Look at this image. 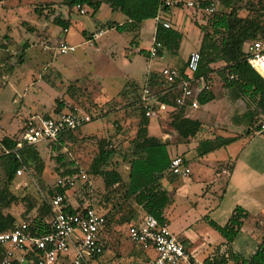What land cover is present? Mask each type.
<instances>
[{"label": "rangeland", "instance_id": "374dc122", "mask_svg": "<svg viewBox=\"0 0 264 264\" xmlns=\"http://www.w3.org/2000/svg\"><path fill=\"white\" fill-rule=\"evenodd\" d=\"M51 1L56 2L58 0H0V136L1 134H11L10 132L13 130L11 119L20 100L17 97L18 94L14 95L10 92L9 81H13L15 75H22L24 79L19 86L24 85L26 87L27 77L31 75L36 77V87L37 85H44L46 88V90L43 89L41 96L36 99L41 115L53 114L57 104L61 103L62 112L75 111L93 117L88 123L74 130L72 139H69L60 150L59 153L63 156V161L65 163L72 162L73 165L85 172L91 158L96 153L97 140L108 139L107 148L112 149L114 153L108 160L106 168H114L120 174L122 181H125L127 165L121 160V157L123 155L128 156L131 140L135 133L139 114L137 101L140 85L137 84L138 89L134 90L133 85L124 82V79L132 77L139 81L140 76L147 70H155L166 64H172L175 68L181 66L184 63L185 53L189 50H198L203 41V37L194 23L203 25L209 14L203 10L190 7H181L179 11L174 8V4L171 5L169 16L171 20H176L182 34L177 55L171 56L164 52L160 56L145 57L143 54L129 53V56L126 57L123 52L129 49L134 40L143 50L150 47L153 31L152 19L142 21L136 31L117 32L104 25L106 22L121 24L123 16L119 12L111 11L106 4H101L94 14H91L88 8H83L85 11L83 14L78 13L76 8L67 13L66 8H62L57 3L51 8L52 15L49 14L50 8H44L39 15L34 14L33 7ZM179 1L178 4H184L188 0ZM199 1L201 0H197V3ZM244 1L240 0L238 3V15L245 14ZM250 1L255 2L257 0ZM212 2L215 4V0ZM56 15L68 18L69 24L66 32L62 33L59 26L52 24V18ZM164 17L166 18L167 15ZM171 25L175 26V24ZM98 30H101V33L94 41L87 43L85 40L91 35L90 32ZM82 31L84 34L81 33ZM57 38L74 46V50L62 55L57 54L55 50ZM132 39L133 42L130 43ZM24 42L28 45L25 50L24 62L14 67L9 81L2 86L1 77L7 74L4 69L5 65L3 66L4 60L8 65H15L16 54ZM221 65V62H217L213 67H220ZM40 75H46L54 87L50 88L44 84L39 78ZM30 80L31 77L28 78L29 83L32 82ZM143 84H145V79L141 85ZM209 84L210 91L213 90L216 96L214 104H217L218 101L219 103L216 106L209 104L207 107H198L194 110L186 109L187 116L191 119L208 121L211 112L218 108V119L213 120L214 117L210 116V124L204 125V133L201 134L219 133L224 136H230L237 132L243 134L245 131L243 127L246 125L237 124L233 120L236 126L232 127L230 123L225 122V117L230 112H225L224 103H228V105L231 103L225 99L221 82L214 73ZM68 86L71 90H66ZM245 107V102L238 100L231 113L239 114ZM168 113H161L156 119H149L151 134L148 132V135L164 141L173 154L177 145L187 144L188 141L177 137L169 128ZM195 119L193 120L195 121ZM256 123L257 120L255 119L251 127L253 128ZM215 126L217 128H214ZM14 133L16 135L17 130ZM238 145L239 143L230 149H218L206 160L224 158ZM44 147L45 143L37 145L40 156L48 162L42 173V183H46L47 188L41 189V185L33 177V171L31 174L24 172L20 176L14 177L9 187L10 191L17 196L18 201L10 205L5 211L14 213L15 223L27 221L34 215L32 210L24 214L26 203L36 207V204L38 205L43 200L41 199L42 196L48 194L46 190L51 185L49 183L55 179L58 165L51 155L56 156L57 153H49L48 150H44ZM203 169L205 168L203 167ZM87 176L91 186L86 188L78 182L69 189L67 194L70 200L76 201L79 205L87 204L98 209L99 212L108 213L107 216L111 220L105 232L106 238L103 245L104 249H109L112 252L111 259H102L104 254L102 257L100 254L92 259V264H115L117 260L129 257L134 251V246L125 237V230L127 223L133 221L131 217L134 216L137 219L141 211L130 200L122 201V192L104 189L100 177ZM221 177L226 179L224 175ZM199 181L196 177L194 178V175L191 179L188 178L181 183L175 181L168 183L164 180L163 184L168 189L170 197L166 217L171 231H177L178 226L184 222L195 220L198 207H194L193 202L195 203L200 199V192H204L203 189L199 190V187L203 186V183ZM218 189L217 187L213 189L215 194L216 192L219 193ZM215 194H208L209 198L204 200L213 203L216 198ZM204 196L206 197V195ZM22 198L26 200H22ZM195 225L198 226V224ZM148 253L153 255L154 252L149 249ZM105 260L108 262L106 263ZM10 264L31 263L27 259L22 261L13 259Z\"/></svg>", "mask_w": 264, "mask_h": 264}, {"label": "trees", "instance_id": "16d2710c", "mask_svg": "<svg viewBox=\"0 0 264 264\" xmlns=\"http://www.w3.org/2000/svg\"><path fill=\"white\" fill-rule=\"evenodd\" d=\"M167 0H58L40 4V6L33 7L35 15L41 14L44 8H50L49 14L52 15L51 8L56 5L66 8L67 13L75 6L80 8H88L91 14H94L99 6L104 3L111 11L119 12L124 18L121 24L106 22L104 26L113 28L117 32L136 31L139 24L147 19H154L159 17L158 22L154 24L152 35V42L158 44L156 48V56L162 53H167L171 56H176L181 42L182 34L173 25L163 27L161 21L170 20L171 7L164 4ZM172 1V0H168ZM212 0L199 1L198 10L205 9ZM240 0H215L216 8L212 13H208L209 17L203 25L194 26L203 37V41L199 46L197 52L199 53V61L196 71L193 73L195 78L202 77L206 82L210 79V74L214 73L221 82L222 90L225 99L229 102L243 100L246 107L239 114L234 113L232 120L237 124L246 125L243 134L236 133L230 136L220 134L205 135L204 127L197 121L190 120L183 115V108H174L169 114V128L176 134L177 137L184 139L196 140L194 148L197 157H202L210 152L221 149L239 138L246 137L250 133H255L257 130V123L259 117L264 113V77L257 71L252 69L246 62V52L244 50L245 44L254 40H261L264 42V0H257L255 2L245 0L243 8L244 15H238V3ZM186 7L184 4H176L174 8L179 9ZM164 15H167L165 18ZM52 24L59 26L62 30H66L69 24L68 18L61 16H53ZM31 30V29H29ZM84 34V31L81 32ZM57 38L56 44L60 41ZM133 42V39L130 43ZM28 47L24 42L20 45V50L15 57V65H8L4 60L3 66L6 73H10L14 67L21 65L25 59V50ZM137 53L148 57L147 51L138 49ZM186 59V58H185ZM217 62H221L220 67H213ZM1 66V65H0ZM180 74L185 71V60L181 66H176ZM232 74L236 76L234 79H228L227 75ZM40 80L48 87H54L53 83L46 77L40 75ZM133 85V89H138L137 83H129ZM145 84L150 91H158L163 86V81L158 72H150L145 79ZM139 86V91L141 89ZM68 86L66 90H69ZM71 90V89H70ZM140 94V92H139ZM173 95L163 97L161 100L167 105H172ZM214 99L213 93L209 90L201 91L197 94V101L200 105L206 104ZM138 120L134 136L131 140V148L128 156L123 155L121 160L127 165V172L125 181H122L120 174L114 168H106L107 162L113 155L114 151L108 149V139H98L96 143V153L91 158L86 174L98 176L101 178L104 189L110 191H119L121 193V200H130L141 211L143 215H150L158 222L165 221L164 209L170 203L168 193L161 188L160 181L162 178L169 175L167 168L169 156L167 151V144L148 135L149 119L143 115V109L139 102ZM61 103L57 104L54 113L51 115H43V117L54 116L62 112ZM70 110H72L70 108ZM239 116V117H237ZM93 117L90 116V120ZM257 120L256 125L252 128L253 121ZM22 128V127H21ZM77 129V128H76ZM64 131L60 133L54 140L39 142L35 145H23L14 150V145L18 140L19 133L11 138L1 137L0 147L7 150V152H0V232L10 230L17 226L15 218L5 210L13 203L18 201L17 196L14 195L9 187L15 177V171L22 166H29L33 171V177L36 182L41 185V189L47 188L46 183H42V173L47 166V161L41 157L37 145L45 143L44 150L57 153L53 156L57 162L58 169L55 177L62 176L74 172L79 167L72 164V162L65 163L63 156L59 153L69 139H72L74 130ZM264 136V134H262ZM49 158H51L49 156ZM227 172L231 171V165L228 163L224 166ZM171 175V174H170ZM54 182V181H53ZM82 186L87 188L85 183ZM62 192V191H60ZM67 192H65V199L60 207V211L66 213H76L83 210L87 204H76L72 207L67 200ZM22 200H26L22 198ZM33 208V209H32ZM34 212V215L26 223V231L29 235L40 236L48 233L50 229V220L52 218V211L50 206L45 201H40L36 207L30 203H26L24 214L29 211ZM98 210V209H97ZM99 211V210H98ZM103 215L105 223L104 230H107L110 218L108 213L100 211ZM140 217V216H139ZM137 217V218H139ZM249 218L247 211L239 206H234L224 223L220 226L213 221L204 218L210 228H212L223 240L225 249L222 253L214 255L212 258H206V264H264V237L257 236V245L253 253L248 259H244L230 250V244L240 230L243 221ZM136 218L131 217L132 223H138ZM103 240V238H101ZM180 243L186 249L187 243L185 240H180ZM136 251L141 250L140 247L134 246ZM1 256V252H0ZM27 260L31 258L27 256ZM33 262V261H32ZM32 264V263H31Z\"/></svg>", "mask_w": 264, "mask_h": 264}, {"label": "built area", "instance_id": "2783aa9c", "mask_svg": "<svg viewBox=\"0 0 264 264\" xmlns=\"http://www.w3.org/2000/svg\"><path fill=\"white\" fill-rule=\"evenodd\" d=\"M179 0L164 1L167 6L176 5ZM184 5L190 8H198L199 3L185 1ZM214 2L203 9L206 13H212ZM78 13L85 11L75 6ZM160 21L159 17L154 18ZM163 27L168 23L161 21ZM66 30H62L64 33ZM101 31L93 32L85 40L87 43L94 41ZM159 45L151 42L147 50L148 57L156 56V48ZM55 50L57 54H66L74 50V46L60 40ZM246 62L258 72L264 65V42L254 40L245 44ZM199 61L197 51L189 52L185 59V71L180 74L174 66H162L158 74L163 81V86L158 91H150L146 84L140 89L139 102L143 109V115L150 119H156L161 113L168 112L174 108L194 110L199 107L197 94L210 89V84L202 77L195 78ZM228 79L236 76L229 74ZM173 95L172 105H167L161 100L163 97ZM90 121V116L75 111L60 112L54 116H28L19 133L14 150L23 145H35L39 142L54 140L60 133L81 127ZM255 134H264V113L259 117ZM167 137V135H164ZM2 152H7L2 148ZM167 171L177 177H187L190 173L189 167L181 155L170 158ZM31 174L29 166H22L15 171V176L22 173ZM222 173L225 171L222 170ZM85 183L90 186L87 174L82 169L72 173L57 176L54 182L46 190L48 194L42 196L52 211L50 220V231L40 236L29 235L26 231V223L20 222L10 230L0 232V261L1 264H10L14 253H20L22 261L27 256L31 258L32 264H84L87 258H93L101 254L103 245L100 233L104 229V217L95 208L85 205L83 210L76 213L60 211L65 199V192L75 186L76 183ZM62 191V192H60ZM125 237L136 247L141 249L150 247L154 251V257L147 259L141 264H206L190 255L183 245L170 233L166 221L158 222L150 215H143L138 223L126 226ZM33 261V262H32ZM132 264V263H127Z\"/></svg>", "mask_w": 264, "mask_h": 264}, {"label": "crops", "instance_id": "0c3cea01", "mask_svg": "<svg viewBox=\"0 0 264 264\" xmlns=\"http://www.w3.org/2000/svg\"><path fill=\"white\" fill-rule=\"evenodd\" d=\"M63 18L65 19V17ZM124 20L125 18L123 17V22ZM152 21H153V30H154L155 20L152 19ZM166 22L169 25L175 24V26L173 27L177 28L178 31H180L176 24L177 23L176 20H171L170 17V20L168 21L166 20ZM152 35H153V31H152ZM138 49H142V48L138 45L137 41L134 40V42L131 44L129 49L124 50L123 54L126 57H128L129 53H137ZM148 49L149 48H147L145 51H147ZM192 51L194 50H189L188 52H186L185 58L187 57L189 52ZM166 65H162V66H166ZM162 66L156 68L155 70H149V71L147 70L143 75L140 76L139 81L133 79L132 77H126V79H124V82H128V83L134 82L137 83L138 85H141L143 80L146 79V76L150 72H158V70ZM167 66H173V65L171 64ZM11 73L12 71L1 77L2 86L3 84L9 81ZM30 77H31L30 81L32 82L29 83L28 78L30 79ZM209 77L212 78L213 73L210 74ZM23 79L24 77L18 74L15 75L13 81H9L10 92L13 93L14 95L18 94L17 97L20 100H19V106L14 111V114L11 119L13 122L12 125L13 130L10 132L11 134L8 135L1 134L0 138L1 137L11 138L14 136L15 134L14 131L16 132V130H17L16 134H18L21 130L24 120L28 116H32V115L43 116L39 111L40 107L37 106L38 103H36V99L39 98V96H41V94L43 93L44 90H46V88L44 87V85H37L36 87V77H33L31 75L27 77V83L25 85L26 87H24V85L20 87L19 85H21ZM207 82L209 83V81ZM211 92L213 93V90ZM215 98L216 96L214 95V99L212 101L203 105L199 104V107H207L209 104H214L216 100ZM237 102L238 101L230 102L231 103L230 105H228V103H224L225 108L223 107L225 112L226 111L230 112L225 117V122L230 123V126L232 127L236 126V124L233 123L232 120L233 113H231V110L237 104ZM217 104H214V106H216ZM170 111L171 110H168V112ZM217 111L218 108L214 109V111H212L210 114V116L214 117L212 118L213 120H217L219 117ZM183 115L189 118L190 120L195 119V118L191 119L189 116H187V112L185 109H183ZM210 116L208 118V121L207 120L201 121L198 119H195V121L199 122L201 126L204 127V125L210 124V118H211ZM213 120L211 121L213 122ZM147 128L149 134H151L149 131L150 130L149 122ZM214 128H217V126H215ZM187 141H188L187 144L177 145V147L175 148V153L171 154L168 146H167V151L169 156L181 155L184 158L186 164L188 165L190 173L188 174L187 177H177L169 174L167 177L161 179L160 181L161 188L168 193L167 191L168 189L163 184L164 180L165 182L168 183L173 181L177 183H181V182H185L188 178L191 179L192 175H194V178L196 177L197 180H200L199 182L203 183V186L199 187V190L203 189L204 192L203 193L200 192L199 193L200 199L195 201V203L193 202L194 207L195 206L198 207V212L195 220L193 222L190 221L184 222L182 225L178 226L177 231L175 232L169 229L170 224L166 217V212L168 210L170 203L166 206V208L164 209V217L166 223L168 224V229L170 233L179 242L180 240L186 241L187 243L186 250L190 255L196 257L199 260L212 258L214 257V255L222 253L223 250L225 249V245L223 244V240L221 239V237L212 228L208 226L204 218H207L213 221L214 223H216L217 225L222 226L226 222L232 208L234 206H239L245 211H247V213L249 214V218L243 221L240 230L238 231L235 238L230 244V250L233 254H236L244 259H248L256 248L257 236L264 237V136L262 134H255L252 132L248 136L239 138L236 141L232 142L231 144L223 147L225 149L226 148L230 149V147H233L235 144L239 143L238 147L228 152L226 157L219 159L213 158L210 160H206V159L209 155L213 154L214 151L202 157H197L194 151V148L196 146V140L189 139ZM227 163L231 165V171L229 173L227 172L226 168H224V166ZM203 167L205 169H203ZM222 170H224L225 172L222 173L221 172ZM223 175L224 177H226V179H222L221 176ZM52 183L53 181H51L49 185L50 184L52 185ZM216 187L219 188L218 189L219 193L217 194L216 192L217 195L213 190ZM210 193L215 194L216 197L213 203L204 200L206 198H209L208 194ZM204 195H206V197ZM67 200L69 201L72 207L76 206L77 204L76 201L70 200L69 197H67ZM8 213H10L13 217L15 216L14 213H12L11 211H9ZM141 215L142 214H140V217L135 220L140 221ZM195 224H198V226L196 227ZM105 232L106 229L104 230V232L101 231L100 233V239L103 238V240H101L102 245L104 244L106 238ZM110 238L108 239L110 240ZM136 249L134 247V251L131 252L129 257L120 258L119 260L116 261L115 264H127V263L141 264L147 259L154 257V253L153 255H150L148 253V250L151 249L150 247L141 249L140 251L139 250L136 251ZM102 252H101L102 254L101 257L104 254L102 259H107V260L111 259L112 252L109 249H104V245ZM20 258H21L20 253L17 252L14 253L13 259H17L18 261H20ZM93 258H87L84 264H92ZM105 262L107 263L108 261L105 260ZM227 264H231V263L228 262Z\"/></svg>", "mask_w": 264, "mask_h": 264}, {"label": "bare ground", "instance_id": "6f19581e", "mask_svg": "<svg viewBox=\"0 0 264 264\" xmlns=\"http://www.w3.org/2000/svg\"><path fill=\"white\" fill-rule=\"evenodd\" d=\"M258 73H260V75L264 77V65H262V67L258 69Z\"/></svg>", "mask_w": 264, "mask_h": 264}]
</instances>
